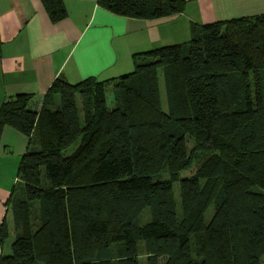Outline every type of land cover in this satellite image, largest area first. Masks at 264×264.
<instances>
[{"label": "trees", "instance_id": "16d2710c", "mask_svg": "<svg viewBox=\"0 0 264 264\" xmlns=\"http://www.w3.org/2000/svg\"><path fill=\"white\" fill-rule=\"evenodd\" d=\"M39 2L50 24L66 18L62 0ZM96 5L153 21L184 0ZM189 34L132 56L127 75L54 79L38 111L26 95L0 104V134L28 140L0 264H264V16Z\"/></svg>", "mask_w": 264, "mask_h": 264}, {"label": "crops", "instance_id": "0c3cea01", "mask_svg": "<svg viewBox=\"0 0 264 264\" xmlns=\"http://www.w3.org/2000/svg\"><path fill=\"white\" fill-rule=\"evenodd\" d=\"M66 18L50 24L39 0H0V104L30 96L38 111L52 81L98 82L132 72L134 55L188 42L190 26L264 16V0H184L182 12L153 21L114 16L96 0H62ZM27 138L9 128L0 134V224L18 183L16 171ZM0 244V255L8 246ZM7 250V251H6Z\"/></svg>", "mask_w": 264, "mask_h": 264}, {"label": "rangeland", "instance_id": "374dc122", "mask_svg": "<svg viewBox=\"0 0 264 264\" xmlns=\"http://www.w3.org/2000/svg\"><path fill=\"white\" fill-rule=\"evenodd\" d=\"M189 36H190V34H189ZM158 83H159V90H160L161 107H162L163 110H165V101H164V95H163V87H162V82H161L160 76H159ZM107 104H108V107L111 106L110 99H108ZM79 141H80V138H77L70 146H68L62 152V154L63 155H68L69 153H71L73 151V149L78 145ZM189 174H190V172H182V173L179 174V177L182 178V177L188 176ZM41 175L43 177V171H41ZM164 178H165V176L163 175L161 177V179H164ZM173 192H174V197H175L177 208H178L179 202H178V194H177V183L173 184ZM20 193L22 194V190H20V188H18V186H17L15 188V191H14V198H18ZM8 224L10 226V221L9 220H8ZM9 231H10V235H9L8 239L4 243V246H5L4 248H6V246H9V244L13 240V233H12L11 229H9ZM138 264H145V256L143 254L140 255V257L138 259ZM158 264H163V259L162 258L158 259Z\"/></svg>", "mask_w": 264, "mask_h": 264}]
</instances>
